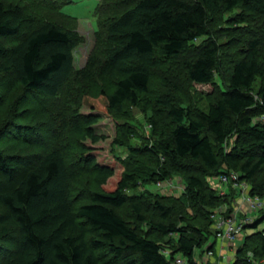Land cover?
<instances>
[{"label":"trees","instance_id":"16d2710c","mask_svg":"<svg viewBox=\"0 0 264 264\" xmlns=\"http://www.w3.org/2000/svg\"><path fill=\"white\" fill-rule=\"evenodd\" d=\"M70 3L52 0L60 22L40 24L20 4L0 1V82L10 80L8 93L19 85L38 99L64 96L56 121L45 126L50 139L67 129L82 141L101 139L92 129L98 118L78 108L121 119L142 108L155 144L134 147L128 141L138 136L125 127L117 144L129 156L118 165L100 161L84 142L72 153L60 137L28 166L22 161L29 158L0 149V174L11 185L0 188V264H102L101 253L111 257L107 264H177L178 257L198 264L196 250L215 249L216 209L231 210L237 194L229 186L221 195L212 180L237 173L251 196H264V0H99L95 47L81 70L74 51L85 38L62 22ZM14 37L10 48L1 41ZM84 83L107 88L80 92ZM193 84L218 87L206 110L185 98L184 86ZM9 130L4 124L0 134L27 142V129ZM174 176L186 185L179 200L128 195L143 181ZM87 177L96 189L79 202ZM260 219L245 229L258 228ZM12 240L13 250L4 245ZM242 244L232 264H264V231Z\"/></svg>","mask_w":264,"mask_h":264},{"label":"rangeland","instance_id":"374dc122","mask_svg":"<svg viewBox=\"0 0 264 264\" xmlns=\"http://www.w3.org/2000/svg\"><path fill=\"white\" fill-rule=\"evenodd\" d=\"M1 1V0H0ZM52 0H5L6 3H15L20 4L24 10L34 16L37 17L38 22L41 24L45 21L57 22L58 16L52 6L49 4ZM99 4L98 0H72V3L68 5H64L62 7L63 16H67V21H62L63 24L69 29H79V23L82 24L84 30L80 32V34L85 38V43L81 44L75 51V67L78 70H81L88 62L90 53L93 51L95 47V30L98 28L97 18L95 16V10ZM69 20V21H68ZM76 20V21H74ZM85 20V22H84ZM83 21V22H80ZM60 22V21H59ZM65 22V23H64ZM86 23V24H85ZM68 24V25H67ZM85 24V25H84ZM92 25V26H90ZM19 38H8L1 40L8 48L12 47L14 44L18 42ZM166 69L163 71L164 74ZM181 72V71H180ZM224 72V71H223ZM178 73V71H174L173 74ZM180 77L183 80V75L180 74ZM160 78L159 75H155L153 79V89L156 91L160 88ZM163 78V77H162ZM0 82V95L5 93L6 97L4 98L3 104L0 108V127L6 124V127L9 126L10 130H16L17 128L24 127V129L28 130V139L27 142H17L12 140L10 134H0V149L5 151L6 153L12 155L14 158L21 157L25 159L29 158V161H22V166H28L29 164H33L35 159H33V155L36 153L42 154L41 151H49L51 148H55L59 139H63L66 143L67 147L71 150V152H76L79 149V146L84 144L94 150L99 157V160L106 164L118 165L117 159H125L129 156V151L126 147L118 146L117 142L122 140L124 128L127 127L129 130L133 131L135 135L138 137H130V142L134 147H141L144 145L152 148L155 144V137H153L152 126L149 122V116L147 113H144L142 108H134L130 109L127 113L129 116L127 118H119L116 114L112 113L110 116L108 114H104L98 111H93L91 109L81 107L78 108V114L81 116H95L98 118V122L92 126L95 134L101 139L97 142H93L91 139H87L82 141V138L77 136L75 133L71 132L70 129L66 130L65 136L61 134V132H57L52 139L48 137L47 129L45 128L46 124L49 122V118L54 119L56 121V115L60 111L63 106L64 96H60L57 100L55 99H38L30 95L29 93L24 92L19 85L11 88V91H6L7 82L10 80L1 78ZM177 79V76L175 77ZM181 82V81H180ZM223 84V79L221 78V73L218 74L216 85ZM261 82H258L257 87H259ZM215 84L209 85H199L193 84L191 88L187 89L184 86V96L188 100V102L194 105L197 109L206 110L209 106L211 96L214 95L216 89L218 88ZM97 84L84 83L81 85L80 92H87L93 95H97L101 89H106V84H103L99 87ZM6 91V92H5ZM211 97V98H210ZM12 125V126H10ZM12 128V130H11ZM64 133V132H63ZM14 134V132H11ZM32 135L34 137H32ZM51 135V134H50ZM12 136V135H11ZM39 138L38 140L35 138ZM131 136V135H130ZM60 137V138H59ZM26 142V143H24ZM29 142V143H28ZM232 142V141H231ZM234 142V139H233ZM75 155V154H74ZM83 182L84 188L88 190H84L85 192L81 193L78 196L79 202L85 201L89 197V190L96 189V185L93 183L91 177H87ZM212 184L216 185L220 191L221 195L225 194V186H223L218 178L212 180ZM11 185L7 184L4 177L0 174V188L9 189ZM186 185L185 181L180 176H174V178L167 181H159L156 185L153 183H149L143 181L137 187L134 186L132 189L128 191V195L130 196H140L147 195L149 192L157 193L161 197L176 199L179 200L185 191ZM226 189H230L227 187ZM241 187H235L237 192L236 196L241 194L244 195V191ZM238 190V191H237ZM223 192V193H222ZM230 191H228L229 193ZM231 197V196H230ZM169 199H162L165 203H171ZM262 202H264V196L259 198ZM228 202L231 201V198H228ZM229 204V203H228ZM231 204V202H230ZM226 214L224 211H226ZM3 211V207L0 206V212ZM189 211V210H188ZM246 211V209H245ZM263 213L261 214H248L254 215L252 218L260 221L264 220V208L262 209ZM192 213V212H190ZM228 214L227 205L219 206L215 211L216 217H224ZM256 215V216H255ZM263 215V216H262ZM247 217L245 215L242 220ZM157 218V217H156ZM215 218V217H214ZM216 220V219H215ZM259 221V220H258ZM194 222V221H193ZM198 222V221H197ZM216 223V222H215ZM256 231H264V222H262L258 228L252 227L245 229L241 237H239L236 241L237 248L241 247L243 244V240L246 236L251 235ZM213 239H215V235H213ZM170 241V240H169ZM177 236L172 237V242L167 246V252L173 250L174 245H176ZM216 242V239L215 241ZM4 245L10 249H14L15 242L12 240L11 242L4 243ZM173 245V246H172ZM223 245L220 244L219 246ZM206 248V247H205ZM198 249L196 250V256L198 258L201 257V253L206 249ZM218 248V242L215 244V249ZM235 246L231 245V250H235ZM221 248L218 249L220 251ZM233 255V252L230 253ZM102 256V264L109 263L111 259L106 253H101ZM219 258V257H218ZM257 263V262H256ZM258 264V263H257ZM260 264H263L261 261Z\"/></svg>","mask_w":264,"mask_h":264},{"label":"built area","instance_id":"2783aa9c","mask_svg":"<svg viewBox=\"0 0 264 264\" xmlns=\"http://www.w3.org/2000/svg\"><path fill=\"white\" fill-rule=\"evenodd\" d=\"M240 176L237 173H232L230 175H222L219 177L220 183L225 186L226 188L229 186L233 187H241L244 191V195L242 196L243 203L247 207V211L251 214H258L262 209L264 208V202H262L258 196H251L249 194L250 188L249 185H247L245 182L240 181ZM227 210L224 211L226 214ZM216 223L213 227V232L215 235V239L218 242V248L208 250L206 252V258L209 259H215L216 257H219L221 259H227L230 253H226L225 251H228L229 248H231V245H234L235 241L241 237L243 234L245 227L247 225H252L256 222L255 219L251 218H245L244 220L240 219L236 214L227 217L226 215L224 217H216ZM216 242V243H217ZM213 243V241H212ZM219 246L220 244H222ZM220 251H218V249ZM228 249V250H227ZM177 264H188V262L181 257H178L176 260ZM233 261L229 260L226 262V264H232ZM204 264V263H199Z\"/></svg>","mask_w":264,"mask_h":264},{"label":"crops","instance_id":"0c3cea01","mask_svg":"<svg viewBox=\"0 0 264 264\" xmlns=\"http://www.w3.org/2000/svg\"><path fill=\"white\" fill-rule=\"evenodd\" d=\"M99 1V0H98ZM80 22H83V21H80ZM84 22H85V20H84ZM86 24V23H85ZM84 24V25H85ZM90 26H92V25H90ZM78 31L79 32H82V30H84V27L82 26V24L81 23H79V25H78ZM220 189V188H219ZM235 189V188H234ZM225 194L226 193H228V191H230V189H226L225 188ZM238 191V190H237ZM223 193V192H222ZM232 209L231 210H229V207H228V214L226 215L227 217H229V216H232V215H234V214H236L240 219H242L245 215H247V217L246 218H251V217H253L254 215H248V214H250L248 211H247V207H246V205L243 203V200H242V196H241V194H239L238 196H236V198L233 200V203H232ZM245 209H246V211H245ZM260 213H263V212H259V214ZM256 216V215H255ZM263 216V215H262ZM254 219V218H253ZM212 241L214 242L215 241V239H212ZM237 241V240H236ZM236 241H235V243H234V245L233 246H235V248H236V250H237V243H236ZM217 242V241H216ZM215 242V243H216ZM234 248V249H235ZM228 250V249H227ZM227 254L228 253H232L233 252V255H229L228 257L229 258H225V259H221V258H218V257H216L215 259H207L205 256H206V253H204V251L201 253V257L200 258H198L197 256H196V261H197V263L199 264V263H204V264H226V262L227 261H234V259H235V250H231V248H229V250L228 251H225Z\"/></svg>","mask_w":264,"mask_h":264},{"label":"bare ground","instance_id":"6f19581e","mask_svg":"<svg viewBox=\"0 0 264 264\" xmlns=\"http://www.w3.org/2000/svg\"><path fill=\"white\" fill-rule=\"evenodd\" d=\"M196 260V259H195Z\"/></svg>","mask_w":264,"mask_h":264}]
</instances>
